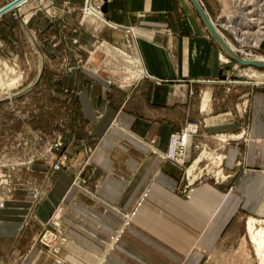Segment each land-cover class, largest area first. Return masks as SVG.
<instances>
[{
  "label": "crops",
  "instance_id": "1",
  "mask_svg": "<svg viewBox=\"0 0 264 264\" xmlns=\"http://www.w3.org/2000/svg\"><path fill=\"white\" fill-rule=\"evenodd\" d=\"M32 1L37 6L30 12L26 7ZM13 2L4 7V15L15 11V16L0 26L8 40L16 22L44 31L39 10L50 4L60 8L58 21L69 26L63 33L57 22L53 31L61 40L59 51L74 67L69 83L91 123L86 142L97 143L91 162L103 175L96 194H89L94 206L83 203L77 188L70 190L66 213L76 224L67 233L92 254L93 262L173 264L167 249L181 251L195 240L204 248L207 231L217 232L222 217L230 218L238 209L255 213L264 205V88L251 91L242 116L218 118L209 101L206 112L201 111L189 91L195 84H219L223 66L220 48L190 0H107L100 9L93 6L101 14L96 17L81 16L85 0H24L20 7ZM16 14L24 15L22 23ZM126 41L133 57L126 53ZM113 44L120 48L117 52L110 50ZM57 51L53 48L55 55ZM86 58L87 65L77 64ZM202 117L208 134L245 133V145L235 141L225 148V167L242 174L228 194L206 184L183 200L174 192L177 170L164 155L169 136ZM61 187V182L55 185L47 207L60 200ZM124 214L130 218L121 228ZM75 262L52 264H81Z\"/></svg>",
  "mask_w": 264,
  "mask_h": 264
},
{
  "label": "rangeland",
  "instance_id": "2",
  "mask_svg": "<svg viewBox=\"0 0 264 264\" xmlns=\"http://www.w3.org/2000/svg\"><path fill=\"white\" fill-rule=\"evenodd\" d=\"M106 1L93 0L92 5L85 0L81 16H94L87 12L86 6L89 4L100 9ZM197 1L211 26L214 23L236 50L243 51V56H236L243 60L264 59V30L258 31L259 27H264V0H232L230 10H226L223 0ZM11 2L0 0V8ZM35 2L32 1L26 10L35 11ZM17 4L16 7L21 6ZM59 9L56 4H50L45 6L44 11L39 10L46 21L45 30L41 33L28 27L27 22L23 23L25 28L14 23L10 36L12 40L0 31V264L69 263L71 258L81 264H100L93 262L92 254L78 247L67 233L76 224L66 213L70 190L77 188L83 203L94 206L90 195L96 194L103 174L91 162L97 143L86 142L91 123L85 120L77 101V91L69 83L74 67L66 53L59 51L61 40L55 38L57 36L53 31L59 25L57 22L62 24L63 33L69 28L65 21H58L62 16L58 14ZM4 13L0 15V26L6 20L11 22L12 16H15V11ZM17 16L22 23L24 15ZM224 16L234 20L242 42L258 40L257 45L254 44L256 46L249 47V50L254 48L250 51L252 57L248 58L247 50L240 49L232 34L221 28ZM248 19L256 20L257 28L252 29L247 24ZM91 25L96 27L94 23ZM205 30L208 31L206 26ZM125 43L128 45L126 53L133 57L130 44ZM216 44L220 48L223 66V77L217 80L220 83L211 86L195 84L189 96L196 99L199 105L201 103L202 112L207 110L202 107L203 103L206 105L209 101L210 112L216 113L218 118L242 116L247 112L251 91L264 88V69L235 63ZM53 48L58 50L57 55L53 53ZM109 48L114 52L120 49L114 44ZM89 61L90 58L79 59L77 64L85 66ZM100 71L98 68L95 73L100 75ZM103 74L111 78L118 76L108 72ZM206 94L208 99L204 100ZM204 124L203 117L201 120H189L168 139L165 153L172 136L180 135L195 125L189 131L188 147H179L177 158L164 159L177 170L178 182L174 192L183 200L193 189L206 184L222 194H228L242 174V170L230 171L225 167V148L235 141L243 146L247 137L227 138V141L221 142L219 135L204 131ZM242 134L245 135L244 132ZM220 156L221 163L218 162ZM189 169H192L190 174ZM218 171L224 178L215 176ZM193 175L195 178L191 180ZM58 182L62 183L60 200L47 207L46 200ZM97 208L101 214L104 213L103 208ZM129 218L128 214H124L121 228ZM250 219L255 220L257 230L263 229L264 232V205L255 213L238 209L232 217H222L217 232L207 231L204 248L197 247L198 240H195L189 248L166 251L171 252L173 264H262L247 230ZM201 236L202 233L198 237ZM162 250L165 251V248Z\"/></svg>",
  "mask_w": 264,
  "mask_h": 264
},
{
  "label": "bare ground",
  "instance_id": "3",
  "mask_svg": "<svg viewBox=\"0 0 264 264\" xmlns=\"http://www.w3.org/2000/svg\"><path fill=\"white\" fill-rule=\"evenodd\" d=\"M22 1H24V0H14V4H16V3H21ZM224 1V3H225V6H226V10H230V9H232V7H233V2L234 1H232V0H223ZM12 5V4H11ZM18 5V4H17ZM87 7V12L89 13V14H91V15H94V16H101V14L100 13H98V12H96L95 10H94V8L91 6V5H87L86 6ZM6 9V8H5ZM4 11V7L3 8H1L0 9V15L2 14V12ZM87 13V14H88ZM207 16V15H206ZM254 21H256V20H252V19H248L247 20V24H249L250 26H251V28L252 27H255V28H257L256 26H257V21L256 22H254ZM212 23V22H211ZM211 25V24H210ZM216 25L214 24V23H212V26L211 27H214V31H215V33L218 35V36H220V38H222L221 40L224 42V44L226 45V47L228 48V50L232 53V54H234V55H244V53H243V51H238V50H236L234 47H233V45L220 33V31H218L217 30V28L215 27ZM221 28L222 29H224V30H226V31H228V32H230L231 34H232V36L234 37V39L237 41V42H239L238 44H239V48L240 49H245V50H247V54L248 55H246L248 58H249V56L250 57H252V55H251V50L252 49H254V48H251L250 50H249V47L251 46H253L254 44H256L257 45V43H258V40L256 41V40H254V41H251V42H254V43H251V42H247V40L246 41H243L242 42V40L239 38L240 37V30L239 29H237L236 27H235V22H234V20H231L230 19V17H227V16H224V20H223V26H221ZM253 29V28H252ZM259 30L258 31H260L261 32V30L263 29L264 30V27L263 28H258ZM220 34V35H219ZM262 36H264V31L262 32ZM256 45H254V46H256ZM247 47V48H246ZM246 54V53H245ZM246 58V57H245ZM245 61H248V62H261V63H264V59L263 58H259V59H254V60H250V59H245ZM236 63V62H235ZM237 64H239V63H237ZM239 65H241V64H239ZM241 66H243V65H241ZM247 67H249V66H247ZM206 99H208V94H206L205 95V98H204V100H206ZM205 102V101H204ZM203 107L204 108H206V105L205 104H203ZM194 128H192V127H188V129H186L183 133H182V135H178V136H175V137H173L172 138V141H171V143H170V146H169V149H168V151H167V153L165 154V156H164V158H172V159H175V158H177V156H176V153H177V148L178 147H180V146H182V145H184V146H186V147H188V145H189V133H188V131H191V130H193ZM184 137V138H183ZM227 138H230V140L233 138V139H241V138H243V134L242 135H239V136H234V135H220L219 136V139L221 140V142H225V141H227L226 139ZM181 140H183V142L181 141ZM229 140V139H228ZM169 150H170V152H169ZM203 154H205V152L203 153ZM198 161H195V163H197ZM218 162H222V156H220L219 158H218ZM192 167H194V165L192 166ZM192 169H189L188 170V174H190V173H192V171H191ZM217 178H219V179H222V178H224L223 177V174L220 172V171H218L217 173H216V175H215ZM195 178V176L193 175L192 176V178H191V180H193ZM254 225H255V220H253V219H250L249 221H248V223H247V230H248V232H249V234H250V236H251V239H252V241L255 243V245H256V250H257V253H258V255H259V257H260V260H261V262H262V264H264V251H263V248H264V244H263V234H264V232H263V229H260V230H257L255 227H254Z\"/></svg>",
  "mask_w": 264,
  "mask_h": 264
},
{
  "label": "water",
  "instance_id": "4",
  "mask_svg": "<svg viewBox=\"0 0 264 264\" xmlns=\"http://www.w3.org/2000/svg\"><path fill=\"white\" fill-rule=\"evenodd\" d=\"M106 1V0H104ZM190 2L192 3V5L194 6L196 12L199 14L200 18L202 19L203 23L205 24L207 30L209 31V33L212 35V37L217 41V43L220 45V47L224 50V52L227 54V56L233 60L236 63H239L243 66H249V67H256V68H260V69H264V63L261 62H248L245 61L241 58H239L238 56L232 54L228 48L226 47V45L224 44V42L221 40V38L215 33V31L213 30V28L210 25V22L205 14V12L203 11V9L201 8V5L199 4V2L197 0H190Z\"/></svg>",
  "mask_w": 264,
  "mask_h": 264
},
{
  "label": "built area",
  "instance_id": "5",
  "mask_svg": "<svg viewBox=\"0 0 264 264\" xmlns=\"http://www.w3.org/2000/svg\"><path fill=\"white\" fill-rule=\"evenodd\" d=\"M192 126L195 127V125H192ZM187 129H188V128H187ZM182 133H183V132H182ZM182 133H181L180 135H182ZM188 133H189V131H188ZM190 133H191V132H190ZM190 133H189V134H190ZM175 136H178V135H174V136H172V137H171V141H172V138L175 137ZM183 138H184V137H183ZM171 141H170V143H171ZM181 141L183 142V140H181ZM180 147L186 148V146H184V145H182V146H180ZM178 148H179V147H178ZM178 148H177V152H178ZM169 152H170V150H169ZM176 156H177V153H176ZM169 159H172V158L169 157ZM172 160H173V159H172Z\"/></svg>",
  "mask_w": 264,
  "mask_h": 264
}]
</instances>
